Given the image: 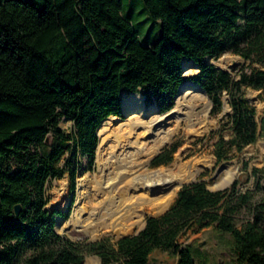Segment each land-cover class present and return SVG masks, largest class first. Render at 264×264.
I'll return each mask as SVG.
<instances>
[{
	"label": "trees",
	"instance_id": "1",
	"mask_svg": "<svg viewBox=\"0 0 264 264\" xmlns=\"http://www.w3.org/2000/svg\"><path fill=\"white\" fill-rule=\"evenodd\" d=\"M141 3L161 24L151 45L139 41L123 15V0H0V264H77L87 254L101 264H150L155 249L177 254L176 264H195L190 249L176 239L191 226L211 223L231 234L239 264H264V186L254 220L241 229L232 214L248 195L226 200L224 191L194 181L179 188L166 211L146 217L135 234L85 242L54 231L55 216L63 212L45 209V183L67 171L74 188L77 154L90 170L96 129L109 116L123 117V91L143 88L145 104L155 103L160 113L172 108L186 80L205 91L212 113L220 110L225 91L231 135L216 142L217 161L229 148L264 139V114L257 122L255 108L243 97V87L264 88V72L240 71L234 79L205 61L264 28V0ZM253 52L251 45L240 54L248 59ZM184 60L198 66L195 75L183 76ZM61 119L72 122L70 132L59 126ZM48 137L55 142L49 150ZM65 147L71 155L58 168ZM175 150L171 145L154 163H168Z\"/></svg>",
	"mask_w": 264,
	"mask_h": 264
},
{
	"label": "rangeland",
	"instance_id": "2",
	"mask_svg": "<svg viewBox=\"0 0 264 264\" xmlns=\"http://www.w3.org/2000/svg\"><path fill=\"white\" fill-rule=\"evenodd\" d=\"M122 11L123 15L130 20L142 44L151 45L156 41L161 33L160 21H154L149 17L141 0H123ZM251 45L254 46V52L251 54L250 58H244L241 54H247ZM235 48L236 49L229 48L219 55L207 56L205 57V61L214 65L216 68L228 71L234 79L239 77L238 73L240 71L246 73L256 71L264 72V28L261 29V31L254 32L249 39L240 38L235 44ZM197 72L198 70H193L183 74V76L189 77L195 75ZM193 84L201 91H204L197 84ZM190 92L197 98V100H195L196 111L203 109L204 105L207 104L209 113L207 120L210 126L203 130L199 128L201 124L188 127L184 121H180L177 128H175L176 122L174 119L171 120L167 126L169 128H175V131L170 141L159 147L156 153L151 156L149 165L151 168L167 167L172 163L177 154L182 161H186L193 156L209 157L212 161L211 165L203 169L194 180L204 182L205 186L210 191H224V198L226 200L231 199L230 196H232V200L234 199L236 202V198L240 195H248V202L241 204L232 214L233 225L235 228L241 229L246 223L254 220L257 214L256 207L263 197L264 139L257 137L254 142L245 145L241 150H237L234 147L229 148L225 151L222 159L217 161L215 156L216 142L220 138L226 140L231 135L229 125L231 108L228 104V94L225 91L222 92L221 108L218 112L212 113V103L207 94H202L196 88H192ZM123 93L129 92L123 91L121 96ZM133 93H138L142 96L143 103L146 107L155 105V103L145 104L143 88H138ZM243 97L255 108L256 119L257 122H259L260 117L264 114V88L253 89L251 87H243ZM175 105L176 102L174 99L172 108L164 113L171 111ZM155 107L159 112L156 105ZM59 126L66 132L72 130V122L67 119H61ZM54 143L53 139L48 137L45 143L46 149L49 150ZM171 145L176 146V150L171 155V160L166 164H155L154 159L158 155L163 154ZM70 155L71 151L69 147H65L63 154L55 162V166L63 168ZM77 159V177L75 179L74 188H72L67 171H65L61 177L49 179L45 183V209L49 212L52 210L63 212V216H55L54 231L64 239L70 241L92 242L105 237L114 241L120 237L134 234L142 229L146 217L157 216L166 211L173 203L179 188L183 184L191 182L183 183L177 187L170 204L163 211L159 213H147L144 216L143 225L135 229L134 232L125 235H116L111 232L99 230L91 235L86 233L79 224L72 225L68 223L73 204L76 200V180L85 174L94 173L95 171V152L90 170H87V160L85 157L77 154ZM231 174L232 179L230 183L224 188H218L217 185ZM58 220L67 222L64 228H56V222ZM176 242L180 247H187L190 249L195 264H239L233 249V238L231 234L218 230L214 223L201 228L198 226H191L179 234ZM93 256L97 257L99 259V264H101L100 258L95 254L85 255L83 261ZM176 261L177 254L161 249L153 250L148 256V262L150 264H176ZM90 262L93 263V260Z\"/></svg>",
	"mask_w": 264,
	"mask_h": 264
},
{
	"label": "bare ground",
	"instance_id": "3",
	"mask_svg": "<svg viewBox=\"0 0 264 264\" xmlns=\"http://www.w3.org/2000/svg\"><path fill=\"white\" fill-rule=\"evenodd\" d=\"M193 70L198 66L184 60L182 73ZM192 88L204 94L192 82H184L175 98L176 105L164 114L155 105L146 107L138 93L122 94L123 117L109 116L96 129L95 171L76 180L69 224H79L91 235L99 230L116 235L134 232L143 225L147 213H159L170 204L178 186L193 181L211 165L207 156L182 161L178 154L167 167L149 165L151 156L170 141L180 121L188 127L201 124L203 130L210 126L207 104L195 110L197 98L190 92ZM173 119L175 128H169L167 124ZM231 179L232 174L217 187H226ZM66 223L58 220L56 228L62 229ZM80 264H99V260L93 256Z\"/></svg>",
	"mask_w": 264,
	"mask_h": 264
},
{
	"label": "water",
	"instance_id": "4",
	"mask_svg": "<svg viewBox=\"0 0 264 264\" xmlns=\"http://www.w3.org/2000/svg\"><path fill=\"white\" fill-rule=\"evenodd\" d=\"M187 81H190V80H186L185 82H187ZM190 82H191V81H190ZM181 85H182V84H181ZM181 85L178 87L177 92H176V94H175V96H174V99L176 98V96H177V94H178V92H179V89H180ZM203 92H204V94H206L205 91H203ZM96 135H97V133H96ZM194 181H199V180H193V181H191V182H194ZM19 212H20V207H19L18 205H16V206H15V214L18 215ZM144 224H145V222H144ZM143 226H144V225H143ZM142 228H143V227H142ZM137 232H138V231H137ZM137 232H135V233H137ZM135 233H134V234H135ZM98 260H99V259H98ZM82 261H83V260H82ZM82 261H81V262H82ZM81 262H80V263H81ZM80 263H77V264H80Z\"/></svg>",
	"mask_w": 264,
	"mask_h": 264
}]
</instances>
